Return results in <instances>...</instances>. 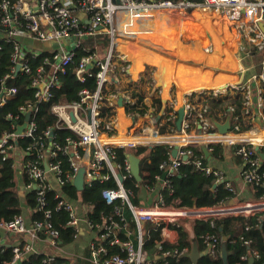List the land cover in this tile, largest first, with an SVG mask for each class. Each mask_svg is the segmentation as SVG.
Returning a JSON list of instances; mask_svg holds the SVG:
<instances>
[{
    "label": "built area",
    "instance_id": "obj_1",
    "mask_svg": "<svg viewBox=\"0 0 264 264\" xmlns=\"http://www.w3.org/2000/svg\"><path fill=\"white\" fill-rule=\"evenodd\" d=\"M199 7L213 11L229 10L242 16L247 25L248 54L255 57L256 52L260 53V60L251 65V72L256 88L261 94L264 89V0H16L13 2L2 0L0 2V40L12 46L9 59L11 66L4 74L3 81L12 76H29L30 82L27 88L31 90L33 96L32 100L26 101L19 107L23 115L22 120L18 115L8 114V119L13 123L11 130L4 132L0 139V160L5 161L13 156L15 158L17 151L13 144L17 139L27 138L31 141L28 149L32 152L33 160L21 165L24 174L30 179L25 189L36 191V211L45 217V221L27 222V224L22 215L10 222H0V230L4 232V235H0V249L5 246L11 247L12 250L10 260L4 264H20L31 253L43 255L42 264H56L58 258L66 259L67 264H74L75 260H81L83 264H167L169 259H177L188 253L186 247H175L178 243V230L182 226L181 220L191 218L209 221L210 225L214 226V221L222 216L249 218L259 211H264V199L235 203L232 198L236 193L225 180L223 172L205 164L203 156L194 154L187 144L193 142L214 144L211 143L214 140L220 145L234 146V153L243 165L241 179L255 191L259 186L264 187V171L260 157L261 154L264 155V123L260 128L252 126L248 130L240 131L238 118L230 117L227 119L230 129L227 133L221 134L216 129L215 123L204 115L209 108L206 103L224 102L231 103L227 108L228 114L231 115L242 94L245 95L249 107V93L245 83L239 86L232 84L222 88H212L207 91L212 92L213 98L205 95L194 103L188 102L186 97L182 98L181 111L178 114V117L182 118L181 133L174 134L176 141L168 144L171 147L177 145L176 156L173 157L171 151L167 153L168 158L159 166L162 175H156L155 181L151 184H140L141 180L137 182L134 179L128 157L121 163L116 161V149H134L138 147V140L129 138L113 144L103 138L117 128L116 101L119 97L127 98L120 106L123 110H126L127 106H135L139 109L147 107L146 113L151 119L153 117L151 104L148 106L140 95L135 94L130 97L131 89L124 88L111 95L108 94L106 87L119 82L117 75L120 73L112 64L119 40L126 35L141 31L139 24L148 25L154 18L159 17H177L181 15V9L197 10L196 8ZM95 35L104 36L107 42L105 50H99L95 44L88 50L82 43V38ZM39 43H48L51 47L42 49ZM77 52L81 55L75 67V78L80 84H84L87 79H93L94 88L92 90L82 88L77 92L76 100L51 106L50 111L56 119L52 128L71 132L59 141L50 127L38 132L36 113L41 103L50 100L52 90L59 89V78L65 76L68 68L74 64ZM38 58L41 59V64L33 71L30 61ZM17 94L18 89L15 86L2 85L0 106ZM136 102L139 105H136ZM103 107L111 108L105 116H102ZM261 107L262 103H260ZM249 113H251L250 109ZM26 114H28L27 121H25ZM144 115L147 116L137 114L138 118ZM107 118L109 121L106 122ZM24 122H26L25 129L21 134H16L18 126ZM143 132L142 127L136 135L144 136ZM151 133L154 138L158 137L157 131ZM190 134L193 137H189ZM185 137L191 139L186 140ZM153 145L159 144L153 141L144 143V147ZM208 148L212 150L211 147ZM58 154L67 161L69 173H65L61 168L60 161L57 160ZM17 157L20 161V155ZM44 162L47 163V169L44 167ZM181 164L191 166L195 172L206 177H212L213 191H216L217 185H221L228 195L210 208L177 206L175 199L170 202L175 195L174 176ZM81 168L84 169L83 187L91 186L93 182L105 183L110 179L117 186L116 189L105 188L101 191V198L106 205L119 202L120 206L115 207L112 215L101 217L99 223L89 219L90 205L70 199L61 191L66 182L73 184ZM130 178L135 180L136 188L154 193L151 206L132 205L131 192L122 185L125 179ZM47 191H55L53 197L56 200L55 210L67 214V226L74 231V241L80 237L83 229L89 233L87 246L82 254L68 257L59 255L58 251L63 246L59 245V232L48 221L51 217V209L46 197ZM121 206H127L129 209L135 224V232L129 231L128 222L121 214ZM147 223H152L160 232L161 241L157 242L156 251L152 254L144 248L146 237L143 227ZM249 227L245 224L239 230H248ZM121 231L125 232V239L120 238ZM240 232L230 238L229 242L235 243ZM6 235L17 236L21 240L16 245L9 246ZM200 241L203 246L201 255L205 254L211 260H222L221 247L223 244L226 245L222 236L205 233L200 236ZM241 241L247 246L251 244L250 240ZM166 245L170 248H166ZM86 250L88 254L84 256ZM250 259L252 263L249 262ZM259 259L260 255L254 249H250L248 255L240 258L247 264H254ZM261 264H264V261Z\"/></svg>",
    "mask_w": 264,
    "mask_h": 264
},
{
    "label": "trees",
    "instance_id": "obj_2",
    "mask_svg": "<svg viewBox=\"0 0 264 264\" xmlns=\"http://www.w3.org/2000/svg\"><path fill=\"white\" fill-rule=\"evenodd\" d=\"M2 0H0L1 2ZM16 1V0H9ZM0 87L2 85L15 86L18 89V94L16 97L8 99L7 102L0 106V139L4 132H9L11 130L12 120L8 119V114L12 116L18 115L20 120H22L23 115L19 111V107L23 105L26 101L32 100V92L29 90V76H12L6 81H3V76L8 72L11 63L10 55L12 46L4 41L0 40ZM236 54L239 58L245 55L244 52L235 48ZM81 53L77 52L74 64L71 65L67 74L59 78L60 87L59 89L52 90V97L46 103H41L38 106V111L36 113V123L38 132H41L48 127L52 128L56 119L50 111L52 105L71 102L77 99V92L82 88H88L92 90L94 88L93 79H87L84 84H80L74 75L75 67L78 63V59ZM41 64V59L30 61L32 70ZM151 68L145 69L142 73L137 86L133 89L141 88L143 85L148 90L153 88L152 73ZM252 73V72H251ZM28 87V88H27ZM240 91V90H239ZM135 92H130V97L134 96ZM209 96L213 98L212 92L203 90L198 93L190 94L186 96V100L190 103H194L202 96ZM260 99L262 102V113L264 117V89L261 91ZM136 105H139L136 102ZM208 111L204 115L213 121L216 119L217 114L220 112L231 119L238 118L240 131L248 130L250 127V113L247 106V100L245 95H241L236 105L234 106L233 112L228 114L227 108L231 103H206ZM153 115L159 116L160 119L156 124L158 132L160 134L172 133L175 130V122L178 118L175 106L173 103L168 102L165 105L162 104L160 97L152 102ZM147 108L139 109L135 106H127L126 112L135 118L137 114L143 115ZM111 108L103 107L102 116H105L110 112ZM194 113V112H193ZM109 115V114H108ZM109 118L106 119V122ZM103 128L101 129V131ZM54 136H57L58 140L61 141L63 138L71 132L65 129H53ZM167 138L161 139L166 141ZM61 143V142H60ZM31 141L27 138H19L13 144L16 151L19 152L20 161L22 165L25 162H30L33 160L32 152L29 151V146ZM212 147H217V145H211ZM196 155H202L203 161L206 163L209 155H206L205 147L189 146ZM235 149V148H234ZM116 149V161L121 163L123 160L127 159L129 155H134L139 159V174L141 178L140 184H151L155 180L156 175H162L159 171V166L161 162L168 158L167 153L172 150V147L166 144H159L153 146H138L134 149ZM15 154V152H14ZM57 160L60 161V166L65 173H69V165L65 158L60 154L57 155ZM239 161H241L238 158ZM242 162H240L241 165ZM15 158H9L5 161L0 160V222H10L16 217L22 215L23 206H27L30 209V215L28 222L33 221H45V217L42 213L36 211L35 208V195L36 191L33 189L27 190L22 198L19 195L18 187L15 184V171H14ZM262 170L264 171V163L262 165ZM174 188L175 204L177 206L183 207H196V208H210L216 206L221 200H224L228 195L223 190V187L219 185L216 187V191H212L211 188L214 184V179L212 177H206L199 172H195L191 166L186 164H181L178 168V172L174 176ZM30 182L27 175H23L24 186ZM124 189L131 192L130 202L132 205H140V200L142 199L140 188H136V182L133 178L125 179L122 183ZM105 188L116 189L117 186L115 182L110 179L105 183L93 182L91 186L85 185L81 191L77 190L75 185L69 181L62 187L61 191L68 196L70 199L81 201L84 204L91 206V212H89L88 217L92 222L99 223L101 217H108L114 213L115 207L120 206L119 202L113 205H106L104 200L101 198V191ZM55 191H47L46 197L49 201V208L51 209V217L48 221L51 222L54 229H56L59 234V245L68 246L74 242V231L70 226H67L68 216L62 211L55 210L56 200L53 198ZM233 197V195L231 194ZM252 201H259L264 199V187L259 186L255 191V196ZM239 201V200H237ZM122 216L128 222L129 231L135 232V224L132 220L131 213L127 206H121ZM183 226L178 230L179 239L175 247L188 249V253L177 258L169 259L167 264H191L189 257V252L191 250V245L193 242L196 243L198 251L203 252V246L200 241V236L205 233H216L223 237L226 242V262L222 260H211L207 255L202 254L199 256L196 264H247L240 260L241 256L248 255L250 249L256 250L260 259L256 260L254 264H261L264 261V211H259L249 218L234 217V216H222L214 221V226L210 225L209 221H199L196 219H184ZM249 225L248 230H239L240 236L235 243H230L229 239L238 232V228L242 225ZM243 228V227H242ZM143 233L145 235L144 248L152 254L156 251L155 246L157 242H160V232L159 228L155 227L152 223H147L143 227ZM121 239L126 238L125 232L121 231L119 233ZM250 240L251 244L249 246L242 244L241 240ZM166 248H170L166 245ZM114 251V250H113ZM11 247L3 246L0 249V264L10 260L11 258ZM84 256H87L88 251L86 250ZM44 256L41 254H29L27 255L20 264H42ZM68 261L64 258H58L56 264H67ZM74 264H83L81 260H75Z\"/></svg>",
    "mask_w": 264,
    "mask_h": 264
},
{
    "label": "crops",
    "instance_id": "obj_3",
    "mask_svg": "<svg viewBox=\"0 0 264 264\" xmlns=\"http://www.w3.org/2000/svg\"><path fill=\"white\" fill-rule=\"evenodd\" d=\"M187 12L189 14L191 13L192 17L199 23L195 24L196 35L194 40L183 38L184 28L186 27L184 25L185 20L183 14L177 17L165 16L154 18L148 25L141 24L140 26L139 24V28L142 29L141 31L131 34V38L124 37L119 40L116 47L115 59L112 63L117 69V72L126 76L131 83L137 84L140 79L139 76L142 75L144 70L151 68L153 69V72H151L153 88L152 90H148L143 85L141 88L133 89V87H128L127 84L118 82L116 85L112 84L106 87L108 89V94L110 93L109 95L113 94V92L123 90L124 88H129L132 90L131 92H135V94L142 96L148 106H150V104L152 105V102L158 96L162 104L165 105L171 98L177 99V97L181 95L182 98H185L187 95L198 93L203 90L222 88L232 84H241L252 74L251 65H253L252 59L254 57L250 56L249 58V56L243 55L239 58L236 56V45L233 43L230 34L223 27L220 19L214 13H211L208 9L187 10ZM194 12L200 13L202 16L201 19L198 20ZM205 35H210L213 42L214 49L210 54H204L202 50L205 42ZM171 36H173L174 39L170 38ZM165 46L168 47L165 48ZM236 58L239 60L247 58L250 61V67H242L240 70H234L236 66L238 68L239 65H242L237 62ZM126 71L128 72L126 73ZM168 86H173L175 88L166 90ZM256 92L261 124H263L262 107L260 108V103L262 102L257 88ZM175 100H173V104L178 116L182 104L180 103V105L177 106ZM248 108L252 113V115H250V127L256 126L260 128L255 125L254 112L250 102ZM144 114L147 116L144 115L140 118L136 116L133 118L126 110L118 107L116 109L117 128H115L111 134H107L103 138L107 139V142L113 144L123 139L134 138L138 140V146H144V143L148 141L166 145L176 141L174 134L181 133V130L177 132L175 127L172 133L160 134L156 127L157 122H154V119L159 116H154L152 114L153 117L151 119L149 114L146 112ZM228 118L230 117L219 112L216 119H213V122L224 124ZM133 123L134 126H132ZM142 127L144 128V132L142 133L144 136H137L136 132ZM152 131L158 132L157 138L153 137ZM189 137L193 136L191 135ZM163 138H167L166 141H162L161 139ZM206 139L209 140L210 138ZM211 143L214 144H209L208 142H193L187 144L188 146L206 148V155H209V157L206 163H204L213 169L223 172L225 180L230 183L236 193V196L232 198L235 203L252 201V198L255 196V189L249 184L244 183L240 177L243 165L242 163L240 165L241 161L238 160L239 157L234 153V146H229L227 144L220 145L215 143L214 140H212ZM211 145H217V147L214 148ZM174 146L177 145H173L172 148ZM208 147H211L212 150H209ZM17 155H19L18 151L15 155L14 180L18 187L19 195L23 198L27 190L23 184V166L17 162ZM260 157L261 165H263L264 155L261 154ZM218 186L219 185H217V187ZM213 189L214 184L211 190L213 191ZM140 196L142 199L140 200L139 206L149 207L153 204L152 200L155 196L154 193H147L142 190ZM29 215L30 209L24 205L22 217L26 224L29 220ZM183 224L184 223H182V226ZM238 233L239 228L238 232L232 237H235ZM0 235H4V232L1 230ZM6 236L7 245L9 246H14L21 240V238L17 236ZM88 239L89 233L83 229L80 237L72 244L63 246L59 249V255H61V257H68L82 254L87 246Z\"/></svg>",
    "mask_w": 264,
    "mask_h": 264
},
{
    "label": "bare ground",
    "instance_id": "obj_4",
    "mask_svg": "<svg viewBox=\"0 0 264 264\" xmlns=\"http://www.w3.org/2000/svg\"><path fill=\"white\" fill-rule=\"evenodd\" d=\"M196 9H206V8H196ZM194 11V10H193ZM192 12V11H191ZM211 13H214L221 21L223 27L225 30L230 34L233 43L236 45V47L245 53L246 56H249L248 54V48H247V25L246 22L243 20L242 16L240 14H235L230 12L229 10H220V11H213L210 10ZM196 14V17L201 19V14L198 12H194ZM181 14H183V18L185 20L184 25L186 26L184 28V39L187 40H194L196 35V28L195 24H199L193 17L192 14L188 13L186 9H181ZM192 19V20H189ZM141 26V24H140ZM186 30V31H185ZM170 38L174 39L173 36ZM173 41V40H172ZM171 41V42H172ZM153 43V42H152ZM168 46H165V48ZM214 46L210 35H205V42L203 47V53L204 54H210L213 52ZM161 71V70H160ZM229 83V82H228ZM232 83V82H230ZM247 85L248 93H249V102L252 106L253 112H254V122L255 125L261 126V117L259 112V105L257 103V97H256V85L253 81L252 74L243 82ZM173 86L166 87V90L174 89ZM186 140L191 138H185Z\"/></svg>",
    "mask_w": 264,
    "mask_h": 264
},
{
    "label": "water",
    "instance_id": "obj_5",
    "mask_svg": "<svg viewBox=\"0 0 264 264\" xmlns=\"http://www.w3.org/2000/svg\"><path fill=\"white\" fill-rule=\"evenodd\" d=\"M17 71H18V67L16 68V72ZM126 100H127L126 97H119L116 101V105L118 107H120V106H122V103ZM158 119H159V117H156L154 119V122H158ZM27 120H28V114H26V117H25V121H27ZM181 123H182V118L179 116L175 122V127H176L177 132H180V130H181ZM215 126H216V129L218 130V132L221 134L227 133L228 130L230 129L229 121H225L224 124L215 123ZM25 127H26V122H24L22 125L18 126V128L16 130V134H21L22 131L25 129ZM176 153H177V146H174L171 150V154L173 157H175ZM128 160H129L131 173H132L134 179L137 182H139L141 180L140 174H139V159L137 157H135L134 155H129ZM44 167H45V169H47V163L46 162H44ZM83 175H84V169L81 168L77 172L76 177H75L74 182H73V184L75 185V187L79 191H81L83 189ZM200 255H201V253L198 251L196 243L193 242L191 245V250H190V254H189L191 263L196 264ZM221 256H222L223 262H226V246H225V244H223L221 247ZM249 262L252 263V259H250Z\"/></svg>",
    "mask_w": 264,
    "mask_h": 264
},
{
    "label": "rangeland",
    "instance_id": "obj_6",
    "mask_svg": "<svg viewBox=\"0 0 264 264\" xmlns=\"http://www.w3.org/2000/svg\"><path fill=\"white\" fill-rule=\"evenodd\" d=\"M125 37L131 38L130 35H126ZM82 43L84 44V46L88 50L91 49V46L93 44H95L97 46V48L100 49V50H105L106 47H107V42H106L104 36H102V35H95V36H91V37H84V38H82ZM39 46L42 49H47L48 47H51V44H48V43H39ZM247 47H248V42H247ZM236 56H237V54H236ZM249 58H250V56H249ZM259 60H260V53L259 52H256L255 57L252 59V64L258 63ZM237 62H239L242 65H239L238 68L236 66L234 68V70H237V69L240 70L242 67H250V61L247 58L246 59H243L242 58L241 60L237 59ZM150 72H153V69H150ZM139 77H141V76H139ZM117 79H118L119 82L124 83V84H127L128 87H135V86H137V84L131 83L130 80L126 76H124L123 74H118L117 75ZM241 84H244V83H241ZM241 84H236V86H239ZM175 99L176 98H174V99L171 98L168 102L173 103V100H175ZM181 100H182V95L181 96H178L177 99L175 100V102H177L176 103L177 106H179L180 103L182 104ZM129 151H131V150H129ZM180 222H181V225H182L183 220H181Z\"/></svg>",
    "mask_w": 264,
    "mask_h": 264
}]
</instances>
